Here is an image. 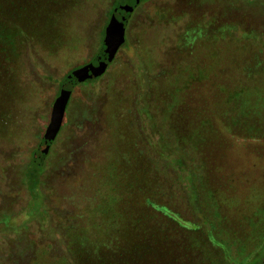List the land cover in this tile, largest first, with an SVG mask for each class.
Masks as SVG:
<instances>
[{
    "label": "rangeland",
    "instance_id": "obj_1",
    "mask_svg": "<svg viewBox=\"0 0 264 264\" xmlns=\"http://www.w3.org/2000/svg\"><path fill=\"white\" fill-rule=\"evenodd\" d=\"M116 1L0 0V264H264V0H140L69 77Z\"/></svg>",
    "mask_w": 264,
    "mask_h": 264
},
{
    "label": "water",
    "instance_id": "obj_2",
    "mask_svg": "<svg viewBox=\"0 0 264 264\" xmlns=\"http://www.w3.org/2000/svg\"><path fill=\"white\" fill-rule=\"evenodd\" d=\"M139 3L140 0L116 1L112 8L108 22L105 26L104 37L102 39L101 46L94 59L91 62L87 63L85 66L80 67L78 70L72 72L69 77H71V75L75 79L80 75L93 77L106 69V67L114 59L119 48L125 42V32L128 21L133 10ZM67 99L68 94L62 92L58 99L54 102L51 121L48 127L49 129L46 136L44 137V140L52 139V136L49 135L50 132L54 129L59 128ZM45 151V148H43L42 153H45ZM35 156L36 155H34V157Z\"/></svg>",
    "mask_w": 264,
    "mask_h": 264
},
{
    "label": "trees",
    "instance_id": "obj_3",
    "mask_svg": "<svg viewBox=\"0 0 264 264\" xmlns=\"http://www.w3.org/2000/svg\"><path fill=\"white\" fill-rule=\"evenodd\" d=\"M141 1H143V0H141ZM241 90H245V89H241ZM250 91H252V92H257L258 93V96H260V97H262V96H264V86H262V90H260V88L259 87H256V88H252V89H249ZM236 94V93H235ZM258 100H260L259 98H257ZM161 140V139H160ZM163 140V139H162ZM196 147H198V146H196ZM155 149V151H156V153L158 154L160 151H159V149L158 148H154ZM179 157V156H178ZM30 169H32L33 171H35V173L37 172V169H35L33 166H31V168ZM32 173V172H31ZM33 177V176H32ZM32 177H31V179H30V190H32L33 191V196H35V194H34V192H35V186L33 185V184H31V182H32ZM36 178V177H35ZM34 183V182H33ZM195 191H193V193H194ZM264 252V251H263ZM263 254V253H262ZM261 253H259V252H256V253H254L252 256H251V258H253V257H255V261H256V264H258V261H259V259L261 260L262 259V257H261V255H262ZM261 257V258H260ZM250 258V259H251ZM252 260V259H251ZM250 260V261H251ZM248 261V260H247ZM263 261H264V259H263ZM249 262V261H248Z\"/></svg>",
    "mask_w": 264,
    "mask_h": 264
},
{
    "label": "flooded vegetation",
    "instance_id": "obj_4",
    "mask_svg": "<svg viewBox=\"0 0 264 264\" xmlns=\"http://www.w3.org/2000/svg\"><path fill=\"white\" fill-rule=\"evenodd\" d=\"M103 37H104V35H103ZM102 42V41H101ZM124 44V43H123ZM101 46V45H100ZM61 94V93H60ZM60 96V95H59ZM58 96V97H59ZM58 99V98H57ZM39 148L41 149V148H45V144L43 143V142H41L40 144H39ZM35 158H37V154H36V156H35Z\"/></svg>",
    "mask_w": 264,
    "mask_h": 264
}]
</instances>
